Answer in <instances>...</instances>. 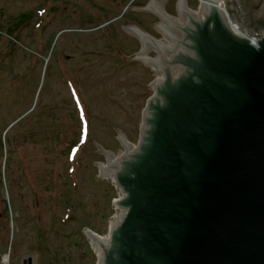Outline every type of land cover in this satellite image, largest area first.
Instances as JSON below:
<instances>
[{
  "label": "water",
  "instance_id": "95a60500",
  "mask_svg": "<svg viewBox=\"0 0 264 264\" xmlns=\"http://www.w3.org/2000/svg\"><path fill=\"white\" fill-rule=\"evenodd\" d=\"M151 1L132 11L152 13L156 40L117 26L137 39V52L120 59L141 50L131 59L162 78L147 67L144 88L154 81V94L137 109L140 141L133 150L124 143L117 160L124 147L115 132L120 151L107 156L103 174L122 191V217L109 239L91 236L100 264H264V35L236 30L221 0H186L197 13L174 0L171 18ZM100 164L95 179H104ZM109 181L114 201L120 193ZM117 215L112 202L106 236ZM81 236L98 264L86 230Z\"/></svg>",
  "mask_w": 264,
  "mask_h": 264
},
{
  "label": "rangeland",
  "instance_id": "374dc122",
  "mask_svg": "<svg viewBox=\"0 0 264 264\" xmlns=\"http://www.w3.org/2000/svg\"><path fill=\"white\" fill-rule=\"evenodd\" d=\"M222 2L237 30L264 35V0ZM144 3L0 0V264H91L81 234L106 236L113 202L109 179H95L93 143L115 154L119 132L135 145L152 92L147 66L120 59L137 39L117 30L159 37L152 13L132 11ZM161 8L174 17V0ZM69 84L90 117L88 143L72 152L80 125Z\"/></svg>",
  "mask_w": 264,
  "mask_h": 264
},
{
  "label": "trees",
  "instance_id": "16d2710c",
  "mask_svg": "<svg viewBox=\"0 0 264 264\" xmlns=\"http://www.w3.org/2000/svg\"><path fill=\"white\" fill-rule=\"evenodd\" d=\"M24 21L25 20H23L22 22H24ZM19 27H20V25H17L16 28L12 29V31L10 33L11 37L14 38V36H16V33H18V30L20 29ZM76 114L78 115L77 110H76ZM87 120L90 121V117L87 119H84L83 117H78V123L80 125V128H82V126H83V121H87ZM74 145H75V143H74Z\"/></svg>",
  "mask_w": 264,
  "mask_h": 264
},
{
  "label": "bare ground",
  "instance_id": "6f19581e",
  "mask_svg": "<svg viewBox=\"0 0 264 264\" xmlns=\"http://www.w3.org/2000/svg\"><path fill=\"white\" fill-rule=\"evenodd\" d=\"M222 9H223V7H222ZM160 10H161V7H160ZM223 12H224V9H223ZM235 27V26H234ZM235 29L237 30V28L235 27Z\"/></svg>",
  "mask_w": 264,
  "mask_h": 264
}]
</instances>
